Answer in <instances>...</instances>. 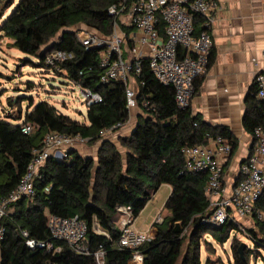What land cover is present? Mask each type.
<instances>
[{
    "label": "trees",
    "instance_id": "1",
    "mask_svg": "<svg viewBox=\"0 0 264 264\" xmlns=\"http://www.w3.org/2000/svg\"><path fill=\"white\" fill-rule=\"evenodd\" d=\"M120 1L0 0V35L9 40V47L36 57L42 66L49 52H71L73 58L54 72L102 96L101 102L86 105L84 121L72 119L47 101L34 103L31 97L27 98L24 116L14 117L8 108H2L0 200L20 182L32 160V150L42 146L47 133L78 136L89 145L97 142L99 145L95 156H84L71 147L61 158L46 159L35 177L34 195L13 203L2 219L0 264H96L97 251L103 252V264H132L131 250L118 245L120 229L115 218L120 208L129 207L135 219L162 184L170 186L163 207L167 213L162 222L153 223L156 229L153 238L139 247L142 264H201V247L208 243L204 235L209 234L222 244L228 241L231 232H234L230 244L233 264H248L251 250L245 245L240 253L242 242L236 235L244 232L256 250L264 251V219L252 215L248 220L253 227L247 229L233 220L221 225L210 222V203L205 195L207 174L186 170L181 153L184 146L207 144L221 135L231 145L227 157L231 159L238 140L227 126L209 124L193 112L190 104L179 108L173 88L157 81L144 59L137 77L139 112L130 135L120 137L117 145L100 134L105 129L117 131L129 120L126 86L119 81L100 83L103 70L99 66V52L84 48L77 33L86 29L109 35L113 17L108 9ZM199 21L195 19L197 30L202 29ZM182 50L180 47L179 55ZM212 60L213 52L209 65ZM25 63L33 64L28 59ZM200 85L201 76L194 80L193 96ZM256 90L254 80L242 117V127L253 142L248 154L255 143L254 129L264 128V100L257 98ZM7 101L14 105V98ZM25 124L33 125L28 134L21 130ZM229 159L222 165L223 170ZM233 179L235 183L239 176ZM259 204L264 210V202ZM47 213L62 218L78 216L83 220L87 228V253H77L65 242L53 239L47 227ZM22 231L38 242L60 246V251L29 248Z\"/></svg>",
    "mask_w": 264,
    "mask_h": 264
},
{
    "label": "built area",
    "instance_id": "2",
    "mask_svg": "<svg viewBox=\"0 0 264 264\" xmlns=\"http://www.w3.org/2000/svg\"><path fill=\"white\" fill-rule=\"evenodd\" d=\"M214 5V0H121L108 9L113 17L109 35L102 36L96 31L85 29L78 32L77 37L84 48L98 50L99 66L103 70L100 83L119 81L126 86L129 110L137 107V77L142 71L144 59L154 78L173 88L176 105L185 108L193 98L194 80L204 75L209 66L213 46L210 29L215 21L212 14ZM196 18L200 20L202 29L197 30ZM180 47L183 50L179 55ZM261 55L264 57V50ZM72 58L71 52L54 50L45 55L43 65L54 72ZM254 80L256 96L264 100V70L258 72ZM71 83L81 88L86 105L101 102L102 96L98 92L82 87L77 82ZM32 129L31 124L21 128L26 134ZM111 132H114L113 128L102 130L100 134L106 137ZM253 138L255 143L252 153L239 164V179L232 182L231 187L225 185L222 167L231 151V145L225 137L218 135L207 144L181 148L185 169L207 174L205 195L210 203L209 221L215 225L228 220L235 221V217L248 219L255 215L259 220L264 219V210L259 204L264 202V128L256 127ZM79 141L84 140L78 136L49 132L44 136L42 146L32 150V160L26 173L17 186L0 200V240L4 234L2 219L7 216L13 203L34 195V180L46 159L50 156L61 158L66 149L74 148ZM119 211L121 227L118 245L131 250L132 264H142L143 253L139 247L153 238L156 229L152 224L147 231H141L134 225L129 207L120 208ZM46 217L53 239L65 242L77 253H87V228L83 220L78 216L62 218L48 213ZM160 222L162 218L158 214L153 223ZM22 236L29 248L46 247L48 250L60 251V246L29 238L26 231H22ZM94 257L96 264H103L102 251L95 252Z\"/></svg>",
    "mask_w": 264,
    "mask_h": 264
},
{
    "label": "crops",
    "instance_id": "3",
    "mask_svg": "<svg viewBox=\"0 0 264 264\" xmlns=\"http://www.w3.org/2000/svg\"><path fill=\"white\" fill-rule=\"evenodd\" d=\"M214 3L215 21L210 29L213 60L201 76L199 91L190 105L204 121L214 126H227L237 138V149L231 159L227 158L229 162L223 170L225 185L231 187L232 178L237 176L239 164L252 145L251 136L242 127V117L255 75L264 70L261 55L264 50V0H214ZM162 185L170 191L168 184ZM137 217L134 225L139 229Z\"/></svg>",
    "mask_w": 264,
    "mask_h": 264
},
{
    "label": "rangeland",
    "instance_id": "4",
    "mask_svg": "<svg viewBox=\"0 0 264 264\" xmlns=\"http://www.w3.org/2000/svg\"><path fill=\"white\" fill-rule=\"evenodd\" d=\"M11 10L12 8L6 12V16L11 13ZM27 59L33 64L25 63ZM38 62L36 57L9 47V40L0 35V74H2L0 75V112L5 107L11 111L9 113L14 117L21 114L24 116V112L28 109L27 98L31 97L34 103L47 101L72 119L84 121L86 101L80 91L81 88L44 66L38 65ZM133 88L135 89L136 86L133 85ZM11 97L15 101L13 106H10L7 101ZM137 112H139L137 107L131 109L127 123L119 130L108 134L106 138H110L119 145L118 139L129 136L135 126ZM98 145L99 142L89 145L84 140L79 141L75 147L84 156H95ZM237 168L234 170V174L235 171L237 172ZM232 179L228 184H231ZM169 193L167 187L162 185L152 195L137 217L136 225L141 228L139 230L147 231L159 213L160 218L166 215L167 212L163 210V207ZM120 218L121 213L115 218L118 228L121 227ZM235 221L242 225L241 228L253 227V223L248 219L235 217ZM233 234L234 232H231L228 241L222 244L216 242L209 234L204 235L208 243L201 247V264H233L230 249ZM236 236L251 250L248 264H264V251L256 250L252 240L244 232L241 231Z\"/></svg>",
    "mask_w": 264,
    "mask_h": 264
},
{
    "label": "water",
    "instance_id": "5",
    "mask_svg": "<svg viewBox=\"0 0 264 264\" xmlns=\"http://www.w3.org/2000/svg\"><path fill=\"white\" fill-rule=\"evenodd\" d=\"M244 246H245V243H241V245H240V247L238 249L240 253H242V250H243Z\"/></svg>",
    "mask_w": 264,
    "mask_h": 264
}]
</instances>
